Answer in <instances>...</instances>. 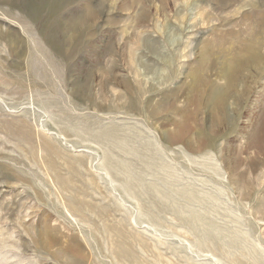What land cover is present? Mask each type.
I'll use <instances>...</instances> for the list:
<instances>
[{"label":"rangeland","instance_id":"374dc122","mask_svg":"<svg viewBox=\"0 0 264 264\" xmlns=\"http://www.w3.org/2000/svg\"><path fill=\"white\" fill-rule=\"evenodd\" d=\"M0 264H264V0H0Z\"/></svg>","mask_w":264,"mask_h":264},{"label":"bare ground","instance_id":"6f19581e","mask_svg":"<svg viewBox=\"0 0 264 264\" xmlns=\"http://www.w3.org/2000/svg\"><path fill=\"white\" fill-rule=\"evenodd\" d=\"M259 54V53H258ZM222 60H224V59H222ZM223 62H225V61H223ZM233 63H234V61L232 60V61H230V62H227L226 64H225V72H228V70H230V68L232 67V65H233ZM223 68V67H222ZM229 73V72H228Z\"/></svg>","mask_w":264,"mask_h":264}]
</instances>
